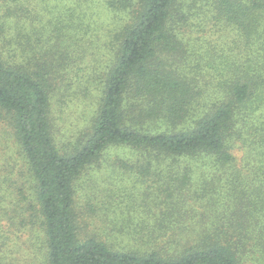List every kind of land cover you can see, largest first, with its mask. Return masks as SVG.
<instances>
[{
  "label": "trees",
  "instance_id": "trees-1",
  "mask_svg": "<svg viewBox=\"0 0 264 264\" xmlns=\"http://www.w3.org/2000/svg\"><path fill=\"white\" fill-rule=\"evenodd\" d=\"M4 1L0 124L35 180L45 251L11 250L0 233V264H264V0ZM25 2L58 21L47 49H30L37 25ZM79 12L86 23L110 16L91 39L115 48L96 107L64 65L69 36L60 34L87 30ZM111 150L142 157L145 173L192 159L204 182L190 206L231 209L148 223L102 203L78 222L75 186L83 173L113 170Z\"/></svg>",
  "mask_w": 264,
  "mask_h": 264
},
{
  "label": "rangeland",
  "instance_id": "rangeland-1",
  "mask_svg": "<svg viewBox=\"0 0 264 264\" xmlns=\"http://www.w3.org/2000/svg\"><path fill=\"white\" fill-rule=\"evenodd\" d=\"M4 3L7 1L0 0V5ZM33 3H22L23 8L30 13L29 21L32 19L33 23L36 22L37 25L36 30L30 28L31 39L30 42H27L32 50L40 46L47 49L53 44L57 33H59L54 30L58 21L49 20L50 17L53 18V15L47 13L49 11L45 10L46 12H44L36 3ZM52 3L47 0L40 6H50ZM78 16L84 18L81 12ZM86 17L87 15H85V19ZM109 17L105 13H100L94 15L87 23L83 19L87 26L85 33L63 29V33L60 34L61 37L69 36L65 43V45H69L66 52L69 57L64 65L68 69L74 70L80 79L79 82L83 83L85 88L91 89L95 107L100 102L97 95L102 94L103 85L100 80L111 64L115 48L113 42L103 35L98 40L91 39L93 37L97 39V33L102 34ZM102 25V29H99V26ZM73 37L77 38L79 43L72 41ZM60 44L61 41H57L56 46ZM216 81L214 85H216ZM67 101L69 102L70 99ZM75 121L72 124H75ZM0 136L5 141L0 144V233H4L7 237L5 240H8V244H6L10 246L11 250L18 251L23 245H32L36 250L44 252L45 235L38 209L35 180L29 171L22 149L19 148L9 130H6L1 124ZM65 140L66 143L67 140L70 141L69 135ZM235 154L240 157L242 152L235 151ZM118 155L124 161H115ZM104 158L107 159L106 164H116H112L111 167H115L112 168L113 170L106 168L100 174L91 175L90 178L83 173L75 186L74 208L78 222L82 223V220L94 215L93 211H90V207L96 209L102 203H106V208L110 206L119 219L129 217L135 222L140 219L147 220L148 223L158 222L159 217L166 216L167 213L178 218L193 215L214 216L217 214L213 211L222 213L226 209H231V207H215L212 210H207L204 207L198 211L190 206L192 204L189 203V200L195 199L197 194H200L204 182L202 173L192 159L188 160L192 164L185 167L181 166L182 163L180 166L176 164L172 168L163 165L150 168L147 170L149 172L145 173L141 167V163L144 161L142 157L139 158L130 152L111 150ZM136 160H140L138 167H131ZM125 163L129 164L124 166ZM107 177H109L108 180ZM102 181L106 184H102ZM22 221L24 223H21ZM20 231L25 233V237ZM22 240H26V242L22 243ZM144 249L143 245L142 250Z\"/></svg>",
  "mask_w": 264,
  "mask_h": 264
}]
</instances>
